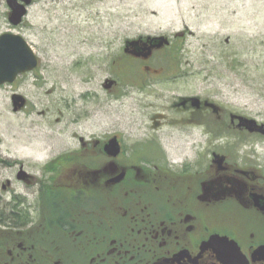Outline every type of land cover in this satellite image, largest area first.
I'll return each mask as SVG.
<instances>
[{
    "label": "rangeland",
    "instance_id": "obj_1",
    "mask_svg": "<svg viewBox=\"0 0 264 264\" xmlns=\"http://www.w3.org/2000/svg\"><path fill=\"white\" fill-rule=\"evenodd\" d=\"M6 11L0 0V34L20 33L39 65L0 86V228L20 231L37 221L53 159L97 151L114 135L129 172L133 165L203 175L213 152L226 156L230 172L243 170L264 188V133L230 121L234 113L264 124V0H33L14 29ZM148 36L169 38L170 45L138 58L125 53L126 40ZM17 95L22 103L15 104ZM196 99L213 107L198 111ZM129 103L143 120L139 131L102 113ZM166 128L192 131L199 141L181 156L169 147ZM47 133L57 136L48 150L29 149L33 137ZM20 168L25 179L17 177ZM58 192V214V204L105 199Z\"/></svg>",
    "mask_w": 264,
    "mask_h": 264
},
{
    "label": "flooded vegetation",
    "instance_id": "obj_2",
    "mask_svg": "<svg viewBox=\"0 0 264 264\" xmlns=\"http://www.w3.org/2000/svg\"><path fill=\"white\" fill-rule=\"evenodd\" d=\"M5 2L8 19L12 9ZM210 108L202 101L196 110ZM230 121L237 127L239 121ZM120 155H105L102 169L108 190L96 193L106 195L104 200L70 205L52 220L42 216L39 206L37 221L21 228L26 236L12 241L0 255V264H225L214 247L202 249L215 234L236 241L249 264H264V255L255 261L252 257L264 244V210L255 205L260 196L264 206V188L254 185L243 170L230 172L223 164L226 156L212 152L203 175L154 167L143 179L112 183L109 179L122 170L129 175L119 163ZM142 170L148 169L131 165L130 176H141Z\"/></svg>",
    "mask_w": 264,
    "mask_h": 264
},
{
    "label": "water",
    "instance_id": "obj_3",
    "mask_svg": "<svg viewBox=\"0 0 264 264\" xmlns=\"http://www.w3.org/2000/svg\"><path fill=\"white\" fill-rule=\"evenodd\" d=\"M9 8L12 9L9 21L14 25H19L24 20V16L28 12V7L32 0H7ZM141 39L127 41L126 50L131 51L135 55H148L152 49H159L163 45L168 44L167 38L164 36L148 37V40L141 46ZM38 56L33 51L31 45L20 34L4 32L0 35V85L5 83H13L17 76L27 71L34 70L38 67ZM15 104L22 103L23 98L19 95L13 96ZM197 100V99H196ZM199 105V100L193 103V106ZM230 119L233 121L236 119L239 121L237 127L245 128L248 132H261L264 133V124L259 125L257 120L247 118L243 115L232 114ZM104 153L107 156L116 158L122 151L120 140L117 136H111L103 144ZM18 179H25L27 175L20 168L17 173ZM125 177V171H121L119 174L111 177L110 182L120 183ZM260 196H256L255 205L264 210V206L261 205ZM264 199V198H263ZM202 249L207 247H214L222 260H225V264H249L247 255L243 254L239 244L236 241L229 239L227 236H220L218 234L212 235V237L202 244ZM253 260L255 261L264 255V244L259 245L252 253Z\"/></svg>",
    "mask_w": 264,
    "mask_h": 264
},
{
    "label": "trees",
    "instance_id": "obj_4",
    "mask_svg": "<svg viewBox=\"0 0 264 264\" xmlns=\"http://www.w3.org/2000/svg\"><path fill=\"white\" fill-rule=\"evenodd\" d=\"M96 147H86L79 149L75 154H69L66 157H58L53 159L47 166L48 172H55V175L50 179L52 181L51 185H46L45 194L42 196V216L47 220L55 219L56 207H54V193L58 192L60 189L61 193L67 194L74 197V200L80 199L81 192L86 194L98 193L99 191H107L105 186V174L103 171V166L105 164V155L102 149V145H97ZM95 152L96 154H93ZM163 172L165 170L160 168ZM147 172L154 173L155 170H143L141 176L135 177L132 175H127L124 180L129 178L136 180V178L143 179L148 176ZM154 177V175H152ZM138 179V180H139ZM100 186L96 187L93 185ZM103 185V186H102ZM89 186V187H87ZM105 186V187H104ZM106 196V195H105ZM59 216L62 217L64 212L68 210L70 205L58 204ZM66 214V213H65ZM26 236L24 231H12V228H0V255L6 254L7 248L12 244L14 240L23 239Z\"/></svg>",
    "mask_w": 264,
    "mask_h": 264
},
{
    "label": "bare ground",
    "instance_id": "obj_5",
    "mask_svg": "<svg viewBox=\"0 0 264 264\" xmlns=\"http://www.w3.org/2000/svg\"><path fill=\"white\" fill-rule=\"evenodd\" d=\"M62 55L63 53L61 56ZM69 84L70 88H72L73 83L70 82ZM102 113L110 115L113 120H118L125 126H130L134 131H139L141 124H144L143 120L140 119V114L132 109L131 103H129L125 108L117 110L110 109L108 112L105 113L103 111ZM162 133L168 136L169 147H174L177 154L181 156L186 153V151L191 150L194 145L197 144V141H199V139L196 138L197 135L192 131L186 132L184 135L178 134L175 130L172 132L169 128H166L163 129ZM52 138H57V136L54 133H47L41 134L40 137H33L34 142H32V145H30L29 149L34 151L37 150L38 152H44L48 150L47 145Z\"/></svg>",
    "mask_w": 264,
    "mask_h": 264
}]
</instances>
